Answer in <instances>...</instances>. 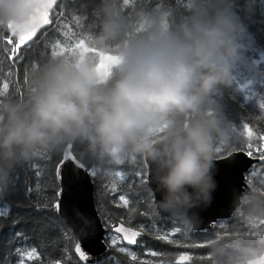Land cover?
Segmentation results:
<instances>
[{"label":"clouds","instance_id":"1","mask_svg":"<svg viewBox=\"0 0 264 264\" xmlns=\"http://www.w3.org/2000/svg\"><path fill=\"white\" fill-rule=\"evenodd\" d=\"M44 5L0 0V30L29 31ZM255 8V0L137 5L133 24L121 0H100L93 30L77 37L83 47L39 62L22 97L0 98V197L18 168L72 145L108 174L133 158L154 166L155 208L191 230V210L216 188L217 149L240 135L221 100L237 71H256L243 53ZM106 55L115 60L98 70ZM232 215L264 229V196L242 193ZM247 231L210 243L208 264H264V233Z\"/></svg>","mask_w":264,"mask_h":264},{"label":"trees","instance_id":"2","mask_svg":"<svg viewBox=\"0 0 264 264\" xmlns=\"http://www.w3.org/2000/svg\"><path fill=\"white\" fill-rule=\"evenodd\" d=\"M122 2V0H121ZM186 0H129L128 5L122 2V10L129 16L131 23L136 21L132 16L137 5L149 7L159 6L166 8L175 4L182 8ZM100 0H56L53 9L49 11L50 23L38 30L32 42L22 49L23 59L18 65L8 60L10 48L17 43V36L12 37L13 44H7L10 32L3 31L4 42L0 44V70L7 74L11 68L13 82L19 81L15 89L10 87L8 95L23 96L28 88L31 70L28 66H38L39 62L47 59L53 44L63 37L61 28L57 25L68 24L71 31L79 35L90 33L94 28L95 10ZM256 8L252 15L247 17L251 36L247 39L244 48L245 61L256 69L254 73L237 71L231 89L225 91L221 104L228 120L235 125L238 139L230 150L222 148L218 157L234 150L249 151L246 136H242L243 123H248L254 133L253 156L260 155L255 151L261 146L260 135H264V110H260V101L264 102V0H255ZM80 24L77 26L76 21ZM59 51V49H56ZM248 83L247 87L243 84ZM7 95V96H8ZM72 152L86 163L88 170L96 168L87 157L81 156L79 150L73 146ZM63 152H46L34 158L31 162L18 168L14 175L9 191L0 197V264H81L74 255L75 240L70 229L57 215L54 205L57 202L58 183L55 166ZM126 168L128 180L118 183L116 192L111 191L112 177L105 178L103 170H99L96 177L91 176L93 182L94 203L101 221L106 229L104 241L108 245L105 255L96 264H168L181 252L193 256L188 264H208V247L184 249L178 247L182 243H204L212 238L224 224L229 229L243 225L231 214L228 218L218 219L211 228L188 230L166 213L155 208V200L145 181L143 162L131 160L124 166L112 170ZM97 169V168H96ZM37 171L41 174L37 176ZM143 172L140 176L137 173ZM246 187L243 191L264 188V161L253 163L245 173ZM107 185V187H106ZM128 193L131 197L129 208L117 207L119 195ZM132 222L128 223V217ZM118 224L133 227L139 230L144 227L138 244L128 245L123 236L112 232ZM181 232L175 233V229ZM176 243H168L155 239L156 235H166ZM187 236V239H185ZM116 237L118 239H116ZM113 238L116 243L113 244ZM33 248L37 256L28 258L26 255ZM124 248L125 251L120 249ZM156 251L159 255L151 256ZM129 253L135 254L133 261Z\"/></svg>","mask_w":264,"mask_h":264},{"label":"water","instance_id":"3","mask_svg":"<svg viewBox=\"0 0 264 264\" xmlns=\"http://www.w3.org/2000/svg\"><path fill=\"white\" fill-rule=\"evenodd\" d=\"M50 11V10H49ZM44 24L41 22L37 32ZM18 43V36H17ZM264 145V141H261ZM68 148L63 151L62 156L67 153ZM244 150H234L230 153L218 157L215 161L214 179L216 188L212 192L211 202L192 209L196 214L197 222L194 230L209 229L218 219L228 218L234 209L236 198L240 196L245 187V173L249 167L258 162V156L247 157ZM61 156V157H62ZM143 162L145 170V181L147 187L152 192L154 200L160 199V193L155 192L156 184L153 179V168L148 162ZM79 171V175H77ZM56 174V170H55ZM58 191L61 195L57 197L60 202V209L55 211L70 229L76 243H81V251L84 252L87 260H82L78 253L74 255L81 264H96L105 255L108 245L104 241L106 229L101 221L94 203L93 182L89 170L77 169L76 164L62 172V177L57 178ZM214 218V219H213ZM115 227H128L118 224ZM88 239L84 240V234Z\"/></svg>","mask_w":264,"mask_h":264},{"label":"snow or ice","instance_id":"4","mask_svg":"<svg viewBox=\"0 0 264 264\" xmlns=\"http://www.w3.org/2000/svg\"><path fill=\"white\" fill-rule=\"evenodd\" d=\"M56 0H45V5L42 8V10L39 11L38 17L36 20L35 25L27 32L21 34L18 36V43H15L14 46L10 48V55L8 56V60L12 61L13 65H18L22 59H23V53L22 49L27 46L28 42H32L34 40L35 35L37 34V28L40 26V23L42 22L44 25H48L50 23V18H49V10L53 9L54 3ZM124 5L129 4V0H122ZM77 26H79L80 21H76ZM59 28H61L63 37L66 39H58L52 46V49L50 50L51 56H57V55H64L66 52H69L71 50H74L76 48H80L84 46V40L83 39H77V34L75 32L71 31V26L68 24L64 25H57ZM85 36L87 34H84ZM12 37H16L14 33H10L9 38L7 39V44L11 45L13 44ZM4 42V37L2 34V30H0V44ZM56 49H59V51H56ZM115 60V57L106 55L103 56L101 59V63L98 65V70L102 68H107L108 64L110 62H113ZM29 70H34L37 67L33 65L28 66ZM13 75V72L11 68L8 70L7 74H5L4 71L0 70V98H3L9 94L10 87L14 90L19 81L13 82L11 80V77ZM260 110H264V102L260 101L258 105ZM243 132L241 133L242 136H246L247 140L249 143L247 144V147L249 151H247L246 155L247 157L251 158L253 157V148L254 145L251 143V141L255 138L254 133L252 128H250L248 123H243ZM234 128L236 129L235 125ZM237 130V129H236ZM260 141H264V135L259 136ZM72 145L68 146V151L65 153L62 157L58 158V163L55 166L56 170V177L61 178L62 177V172L67 170L72 166V163L76 164L77 169H84L86 168V163L83 160H80L76 155L73 154L72 152ZM222 149L218 148L217 152L221 153ZM255 151L259 152V159L261 161H264V145H261L259 148H256ZM129 160L123 161L120 166H124L128 163ZM137 159L133 158L131 160L132 163H136ZM99 170L96 168H92L90 170V175L93 177H96L98 174ZM37 176H39L41 173L37 171ZM79 175V171L76 173ZM137 175L143 176L144 173L140 172L137 173ZM112 177L111 179V191L116 192L118 188V183H126L128 180L127 176V170L124 167H121L118 170H115L114 172H111L109 174H106L105 178ZM146 183V181H144ZM107 187V185H106ZM253 190L258 191L261 196H264V188L262 189H257L255 186L253 187ZM57 197L61 195L60 192L56 193ZM130 200L131 197L128 193L121 194L119 195V201L117 203V207H125L129 208L130 206ZM54 207L59 210L61 205L59 200H57L56 204ZM214 219V218H213ZM132 222V217H128V223L130 224ZM261 225H264V220L260 221ZM144 227H147L145 225ZM144 227H141L139 230L134 229L133 227H115V232L116 233H122L123 234V240L127 242L128 245H134L138 244L137 238L141 236L142 232L144 231ZM220 231L215 233L212 238L206 239L204 243H182L178 244V247H182L184 249H189V248H204L208 247L210 243L214 242V240H219L223 236L229 235L230 231L232 234H240L241 230L243 229H248L245 234L247 235H260L264 233V229H262L259 225L255 226V230L253 231L251 226L243 224L239 226H234L233 228L229 229L226 225L221 224L219 225ZM175 233L181 232V229L176 228ZM172 235V233L166 234V235H156L155 239L158 241H165L167 240L168 243H176L175 240L168 239V236ZM88 239L86 230L84 234V240L86 241ZM185 239H187V236H185ZM113 244L116 243V239L113 238L112 240ZM122 252L125 251L124 248L120 249ZM75 252L79 254L80 258L82 260H87L88 257L85 256L84 252L81 251V243H76L75 245ZM151 256L156 257L159 254L156 251H152ZM28 258H34L37 256L36 254V249L33 248L30 252L26 254ZM131 256V259L135 261L137 257L133 253H129ZM193 256L187 252H181L179 255L174 257V264H188V262L193 261ZM203 259H209V257H204ZM168 264H172V261H169Z\"/></svg>","mask_w":264,"mask_h":264},{"label":"rangeland","instance_id":"5","mask_svg":"<svg viewBox=\"0 0 264 264\" xmlns=\"http://www.w3.org/2000/svg\"><path fill=\"white\" fill-rule=\"evenodd\" d=\"M243 86L244 87H247L248 86V83H244ZM89 172H90V170H89ZM116 239H118V238L116 237Z\"/></svg>","mask_w":264,"mask_h":264}]
</instances>
